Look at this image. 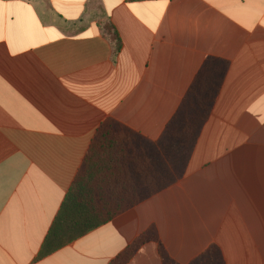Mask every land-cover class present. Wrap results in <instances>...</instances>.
Instances as JSON below:
<instances>
[{"label":"crops","instance_id":"obj_1","mask_svg":"<svg viewBox=\"0 0 264 264\" xmlns=\"http://www.w3.org/2000/svg\"><path fill=\"white\" fill-rule=\"evenodd\" d=\"M208 58L229 66L185 176L38 259L101 124L157 140ZM153 226L178 264H264V0H0V264H110Z\"/></svg>","mask_w":264,"mask_h":264},{"label":"trees","instance_id":"obj_2","mask_svg":"<svg viewBox=\"0 0 264 264\" xmlns=\"http://www.w3.org/2000/svg\"><path fill=\"white\" fill-rule=\"evenodd\" d=\"M101 28L118 53L122 44L115 26L107 22ZM228 66L224 59L205 60L157 140L115 120L101 124L48 231L38 259L109 223L185 176ZM150 242L158 244L162 264H178L162 245L154 226L141 233L110 264H128L138 250ZM189 264H225V259L221 249L211 245Z\"/></svg>","mask_w":264,"mask_h":264}]
</instances>
